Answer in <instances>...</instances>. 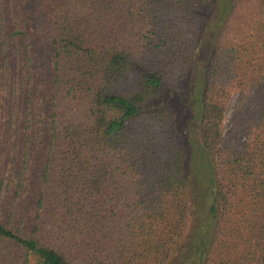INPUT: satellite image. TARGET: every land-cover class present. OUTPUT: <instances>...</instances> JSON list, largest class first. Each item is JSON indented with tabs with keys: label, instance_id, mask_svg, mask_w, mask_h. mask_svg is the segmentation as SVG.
Segmentation results:
<instances>
[{
	"label": "trees",
	"instance_id": "1",
	"mask_svg": "<svg viewBox=\"0 0 264 264\" xmlns=\"http://www.w3.org/2000/svg\"><path fill=\"white\" fill-rule=\"evenodd\" d=\"M25 4L44 29L32 45L14 19ZM0 22V264H264V0H0ZM214 22L182 122L212 178L191 229L186 146L163 96L183 89ZM41 40L38 97L27 62Z\"/></svg>",
	"mask_w": 264,
	"mask_h": 264
},
{
	"label": "rangeland",
	"instance_id": "2",
	"mask_svg": "<svg viewBox=\"0 0 264 264\" xmlns=\"http://www.w3.org/2000/svg\"><path fill=\"white\" fill-rule=\"evenodd\" d=\"M16 0H11V5L13 6L15 4ZM18 10V8H17ZM23 21H20V16L16 12V16H14V19L17 23L23 24L28 28V34H29V42L30 45L35 43L37 38H43L44 36V29L41 26V24L36 23L31 15V11L28 7L27 4L23 6ZM211 15V14H210ZM206 28V25L204 29ZM2 29L1 22H0V30ZM203 29V38L201 39V45L199 46L198 53L194 55L193 63H192V68H191V73L190 77L188 78V81H186L185 85L183 86V89L178 92V93H164L163 96V102L171 106L176 113V119H177V125H176V130L181 136V142L186 146V172L188 173V183H189V189H188V194H189V200L191 201L193 205V215H192V224H191V229L193 228V223L198 220V217L196 216L195 210L197 207L195 206L196 200L198 197L197 189L198 187L203 190L204 186V196L202 197V200L200 201V210L202 213H205L208 205L211 204V197L207 194L208 189L206 188L205 185H211L212 178L209 174H207L205 171H202V168L198 162L204 161L203 159L201 160L200 157L198 156V152H193L195 147L194 143H196L195 136L192 137V139H186L185 134V129L183 124L187 118H189L191 115L194 114V106L196 101V80L195 78L196 73L201 72L200 69L202 68L204 70L205 65L208 61V57L210 54V49L213 45V38L217 34L219 30L218 24H215L210 28V29ZM42 42V40H41ZM24 44V42H23ZM29 51L31 53V57L29 59L28 66L30 71H32L33 74V84L32 88L35 89V94L39 97L38 89L40 86V82L44 77V71L46 68V61L48 59V48L46 44H43L42 42V47L41 50L38 51L34 47H29ZM196 53V52H195ZM17 66V76H18V82L16 84V93H17V104L20 100V95H23V92L25 90L24 85L19 84V80H22L23 82L25 81V66L23 64V60H19L18 63L16 64ZM10 73V72H9ZM192 79V80H191ZM191 80V81H190ZM8 83H9V74L0 68V107L4 105L5 102V97L7 96V91H8ZM41 89V88H40ZM25 95V94H24ZM35 98V105L33 108L35 118L37 119L36 121V129L38 130V125L41 127L42 126V115H44L45 108L42 104H40V99ZM5 107V106H3ZM232 113V102L230 103L227 111H226V126L228 125V120L231 116ZM0 119H2V116H0ZM184 120V122H183ZM183 122V124H182ZM193 150V151H192ZM34 165V160L33 158L30 159L29 161V169L27 171L26 178H25V183L33 182V178L35 179V176L32 175L30 167ZM200 172V173H199ZM200 184H203L202 187H200ZM35 185L32 184V186ZM210 193V192H209ZM175 262V260H173ZM171 263V262H170ZM168 263V264H170Z\"/></svg>",
	"mask_w": 264,
	"mask_h": 264
}]
</instances>
